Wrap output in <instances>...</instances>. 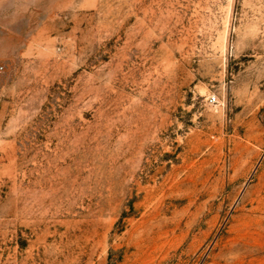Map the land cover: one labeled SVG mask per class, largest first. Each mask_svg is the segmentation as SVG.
<instances>
[{
    "label": "rangeland",
    "instance_id": "374dc122",
    "mask_svg": "<svg viewBox=\"0 0 264 264\" xmlns=\"http://www.w3.org/2000/svg\"><path fill=\"white\" fill-rule=\"evenodd\" d=\"M0 264H264V0H0Z\"/></svg>",
    "mask_w": 264,
    "mask_h": 264
},
{
    "label": "built area",
    "instance_id": "2783aa9c",
    "mask_svg": "<svg viewBox=\"0 0 264 264\" xmlns=\"http://www.w3.org/2000/svg\"><path fill=\"white\" fill-rule=\"evenodd\" d=\"M212 98V100H214V97H211Z\"/></svg>",
    "mask_w": 264,
    "mask_h": 264
}]
</instances>
